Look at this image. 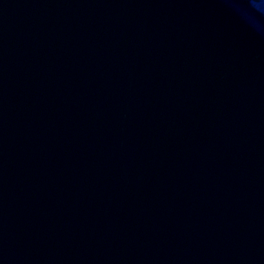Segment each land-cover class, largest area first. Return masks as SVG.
Here are the masks:
<instances>
[{
    "label": "water",
    "instance_id": "95a60500",
    "mask_svg": "<svg viewBox=\"0 0 264 264\" xmlns=\"http://www.w3.org/2000/svg\"><path fill=\"white\" fill-rule=\"evenodd\" d=\"M0 264H264V0H0Z\"/></svg>",
    "mask_w": 264,
    "mask_h": 264
}]
</instances>
